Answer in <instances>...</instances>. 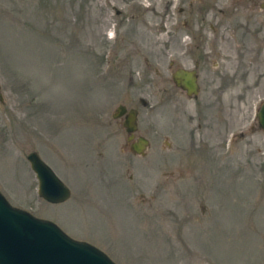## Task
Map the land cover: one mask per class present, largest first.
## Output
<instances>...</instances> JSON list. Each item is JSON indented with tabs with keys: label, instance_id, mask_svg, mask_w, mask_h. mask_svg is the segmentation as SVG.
Wrapping results in <instances>:
<instances>
[{
	"label": "rangeland",
	"instance_id": "374dc122",
	"mask_svg": "<svg viewBox=\"0 0 264 264\" xmlns=\"http://www.w3.org/2000/svg\"><path fill=\"white\" fill-rule=\"evenodd\" d=\"M181 2L0 0V192L116 264H264V128L255 117L264 71L241 60L234 72L227 59L221 109L205 107L206 118L223 120L221 143L210 136L209 151H176L193 110L170 76L169 36L186 30ZM209 77L199 76L196 101L212 99ZM123 100L158 140L157 170L154 159L132 156L129 169L95 146L98 124ZM30 150L69 187L65 200L36 194Z\"/></svg>",
	"mask_w": 264,
	"mask_h": 264
},
{
	"label": "flooded vegetation",
	"instance_id": "af4514ba",
	"mask_svg": "<svg viewBox=\"0 0 264 264\" xmlns=\"http://www.w3.org/2000/svg\"><path fill=\"white\" fill-rule=\"evenodd\" d=\"M177 5V4H176ZM167 6V5H166ZM176 11L184 19L180 20L186 28L182 35L171 34L173 64L170 72L174 86L192 102V113L186 116L185 132L188 134L187 146L176 147L175 150L185 155L194 151H209L212 148L204 140L208 137L219 138L221 143L225 134L223 120L213 118L211 121L205 107L215 111V105L221 109L222 92L225 90V70L227 59L233 61L231 71L238 72L241 60L253 65H261L264 71V0H182ZM175 22L180 23L179 19ZM168 44V43H167ZM246 69L248 63H245ZM244 64L240 63L239 67ZM231 68V67H230ZM150 70L145 61L144 72ZM258 69L255 70L257 72ZM187 72L193 77L192 91H187L178 82L177 74ZM157 73V69L155 68ZM209 74L212 87L211 96L203 101H196L200 90L201 74ZM144 103L145 100L141 99ZM138 107L125 100L117 102L109 117H103L98 124L101 132L95 138V146L99 151L123 155V166L130 169L132 156L154 159L155 170L158 169V140L142 131ZM258 107L255 110V117ZM178 120L176 129L178 130ZM256 123L258 120L256 118ZM180 124V123H179ZM181 126V125H180ZM212 134V135H211ZM156 138V139H155ZM112 144V149L108 145ZM210 144V142H209ZM100 153V152H99ZM128 170V169H127Z\"/></svg>",
	"mask_w": 264,
	"mask_h": 264
},
{
	"label": "water",
	"instance_id": "95a60500",
	"mask_svg": "<svg viewBox=\"0 0 264 264\" xmlns=\"http://www.w3.org/2000/svg\"><path fill=\"white\" fill-rule=\"evenodd\" d=\"M177 76L179 84L192 91L193 77L181 71ZM256 117L264 128V100ZM25 158L35 175L38 196L50 202H60L69 196V188L35 150L28 151ZM0 264L116 263L98 247L70 237L49 219L10 204L0 193Z\"/></svg>",
	"mask_w": 264,
	"mask_h": 264
},
{
	"label": "bare ground",
	"instance_id": "6f19581e",
	"mask_svg": "<svg viewBox=\"0 0 264 264\" xmlns=\"http://www.w3.org/2000/svg\"><path fill=\"white\" fill-rule=\"evenodd\" d=\"M110 34V33H109Z\"/></svg>",
	"mask_w": 264,
	"mask_h": 264
}]
</instances>
